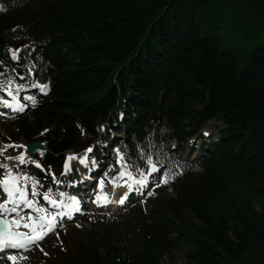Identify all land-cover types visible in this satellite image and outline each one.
I'll return each mask as SVG.
<instances>
[{"label":"trees","instance_id":"trees-1","mask_svg":"<svg viewBox=\"0 0 264 264\" xmlns=\"http://www.w3.org/2000/svg\"><path fill=\"white\" fill-rule=\"evenodd\" d=\"M0 5V81L20 83L16 71L35 65L36 78L23 80L47 85L46 96L33 93V123L21 121L12 139L42 140L58 173L66 151L97 146L99 126L123 112L126 160L147 168L146 150L163 175L178 173L133 212L128 247L90 243L54 264H162L181 247L186 264H264V0ZM232 42L241 52L224 47ZM212 120L225 125L220 138L185 162L184 144Z\"/></svg>","mask_w":264,"mask_h":264},{"label":"snow or ice","instance_id":"snow-or-ice-1","mask_svg":"<svg viewBox=\"0 0 264 264\" xmlns=\"http://www.w3.org/2000/svg\"><path fill=\"white\" fill-rule=\"evenodd\" d=\"M0 5V9H2ZM12 59L16 60L18 50H10ZM31 71V70H29ZM23 80V77H21ZM9 79L6 83L0 85V89L6 92L10 99L2 100L3 106L11 109L13 112H23L26 105L20 102L19 93L26 87L38 88L41 93H46L47 85L33 83L31 85H25L24 83H15ZM24 100L36 103L35 97L25 96ZM46 131V130H45ZM207 135V133H206ZM6 147H24L22 145H8ZM148 147H155L151 143ZM3 150H6L3 149ZM86 151H91V148ZM43 155V152H41ZM117 163L120 164L117 177L113 179V184H116L117 180H121L127 177L125 187L131 192L137 188L143 189L148 186L149 178L152 173L160 171L158 161L154 160L152 154L143 150L139 153V159L142 162H146L147 168H141L137 164L127 161L126 157L122 154L121 150L117 149ZM7 159L11 160L12 157ZM20 165H24L29 161L25 154H21L16 157ZM35 167L42 168V165L33 161ZM80 163H85V160H80ZM0 168L5 169V175L0 180V185L3 187V192L7 194V199L3 203H0V252L7 254V259L11 264H17L18 259H25L26 257L19 256L18 253L28 251L32 246L43 240L48 232L52 231L55 227V221L57 217L68 216V212L63 211L65 208L75 209L78 201L75 197H70V204L64 202V193L60 192V199L52 198V189H48L43 193V199L51 206V209L56 211L46 210L41 207L35 199L40 195L38 189L42 186L40 181L30 173L23 172L18 169H13L9 164H0ZM178 173L174 171H167L162 177H158V183H167L170 179H173ZM31 181V196L28 198L27 187L28 182ZM57 183H59L57 181ZM104 181L101 180L100 184L103 185ZM149 195L152 193L149 192ZM97 202H100V197H97ZM124 202L122 197L120 203ZM107 203V200H104ZM21 208L30 209L31 214L22 215ZM15 214V218H6ZM35 214H39L36 216ZM70 218V217H69ZM30 221V222H29ZM21 228L28 229V231H20Z\"/></svg>","mask_w":264,"mask_h":264},{"label":"rangeland","instance_id":"rangeland-1","mask_svg":"<svg viewBox=\"0 0 264 264\" xmlns=\"http://www.w3.org/2000/svg\"><path fill=\"white\" fill-rule=\"evenodd\" d=\"M242 46L243 44L241 42H232V45H225L224 47L229 50L241 52ZM252 48L253 46H250L248 51H251ZM245 56L246 55L242 54L241 57L243 58ZM15 125V120L0 121V153L6 158L12 157L13 159L11 160H15L16 157L24 154L22 147H6L7 145H3L12 142L8 131L11 128L12 130H15ZM224 127L223 123L212 121L205 126L203 131L201 130V133L203 135H206L207 133V137H210L211 140L217 141L220 136L219 132L223 130ZM195 140L196 138L192 139L189 146H186L182 153L184 157L188 158L191 156L190 149ZM197 141H200V138ZM14 144L16 146H24L27 145L28 142L25 138H20V140ZM5 148L6 150H3ZM199 155H201V150H199L197 146L191 159L196 158ZM26 158L29 162L34 161L29 156ZM82 158L86 159L84 154L79 157V159ZM1 160L2 159H0V163ZM27 193L28 198L32 199L31 184L29 182ZM133 207L134 206H130L127 210L118 213H90L69 227L64 226L61 227V229L58 228L59 230L56 229V231L52 232L51 236H49L45 242H42L41 245L38 244L35 246L31 253L27 255L18 254L19 256L26 258L18 259L17 264H54V257L65 255L64 250L70 253L68 255L71 256L78 251V247L85 248L90 243L96 244L102 253L106 252V248L109 247H115L120 250L126 248L129 245V241H132L131 233L128 232V230L129 222L131 219L133 220V212L135 211V209H132ZM123 255H125V252H123ZM186 262V250L181 247L172 250L170 254L166 255L162 264H186ZM0 264H11V262L6 259L4 262H0Z\"/></svg>","mask_w":264,"mask_h":264},{"label":"bare ground","instance_id":"bare-ground-1","mask_svg":"<svg viewBox=\"0 0 264 264\" xmlns=\"http://www.w3.org/2000/svg\"><path fill=\"white\" fill-rule=\"evenodd\" d=\"M207 124H208V123H207ZM207 124H205V125L202 126V128H201L202 131L205 129V126H206ZM5 164H7V163H5ZM11 166H14V165H11ZM116 192H117V190H116V189L114 190V188H113L112 190L109 191V193H115V194H116ZM113 202H115V201H113ZM115 208H116V205H115ZM0 215H3V214L0 213ZM6 218H12V216H8V217H6Z\"/></svg>","mask_w":264,"mask_h":264},{"label":"water","instance_id":"water-1","mask_svg":"<svg viewBox=\"0 0 264 264\" xmlns=\"http://www.w3.org/2000/svg\"><path fill=\"white\" fill-rule=\"evenodd\" d=\"M39 147H41V148H43L42 146H41V144L39 143V142H37V143H34V144H32L30 147H29V150H35V149H37V148H39Z\"/></svg>","mask_w":264,"mask_h":264}]
</instances>
